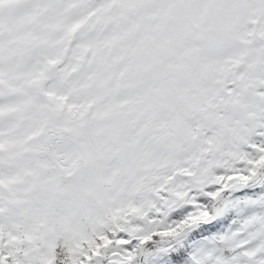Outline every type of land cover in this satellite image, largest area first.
<instances>
[{
    "label": "snow or ice",
    "instance_id": "6c2138e0",
    "mask_svg": "<svg viewBox=\"0 0 264 264\" xmlns=\"http://www.w3.org/2000/svg\"><path fill=\"white\" fill-rule=\"evenodd\" d=\"M259 183L264 0H0V264H150ZM244 203L191 264H264Z\"/></svg>",
    "mask_w": 264,
    "mask_h": 264
},
{
    "label": "trees",
    "instance_id": "16d2710c",
    "mask_svg": "<svg viewBox=\"0 0 264 264\" xmlns=\"http://www.w3.org/2000/svg\"><path fill=\"white\" fill-rule=\"evenodd\" d=\"M236 198L237 202H235ZM258 198L264 199V183L249 185L233 192L228 199L235 206L223 208L211 222L192 226L175 240L153 245V249L165 248L167 250L154 252L150 258V264H178L177 257L182 259L183 264H188L186 259L189 258L191 251L194 253L201 248L210 247L209 243L213 246L214 238L228 236L236 231L240 226V221L254 211V208L246 205L244 201ZM215 232L216 236L213 234ZM199 241H206L207 244L205 247L203 244L200 246Z\"/></svg>",
    "mask_w": 264,
    "mask_h": 264
}]
</instances>
